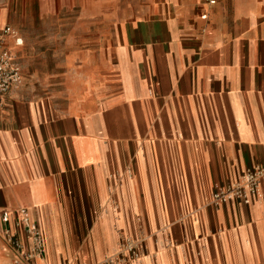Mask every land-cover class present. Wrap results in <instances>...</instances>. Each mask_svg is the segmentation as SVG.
Here are the masks:
<instances>
[{
	"label": "crops",
	"instance_id": "1",
	"mask_svg": "<svg viewBox=\"0 0 264 264\" xmlns=\"http://www.w3.org/2000/svg\"><path fill=\"white\" fill-rule=\"evenodd\" d=\"M115 1L80 0L75 29L28 42L43 72L0 107V213L27 210L42 264H98L124 240L138 264H264V193L212 201L264 165V0H137L128 17Z\"/></svg>",
	"mask_w": 264,
	"mask_h": 264
},
{
	"label": "built area",
	"instance_id": "2",
	"mask_svg": "<svg viewBox=\"0 0 264 264\" xmlns=\"http://www.w3.org/2000/svg\"><path fill=\"white\" fill-rule=\"evenodd\" d=\"M214 5L216 0H204ZM201 18H206L202 15ZM24 46L21 35L9 24L0 28V107L4 97L22 81L21 64L17 49ZM264 193V165H255L243 171L237 181L216 190L212 195L214 204L239 201L248 205ZM4 244L12 251L13 257L3 264H42L45 262L44 235L37 223L31 219L26 209L15 213H0ZM142 243L124 240L116 255L106 257L102 264H138L145 256Z\"/></svg>",
	"mask_w": 264,
	"mask_h": 264
},
{
	"label": "rangeland",
	"instance_id": "3",
	"mask_svg": "<svg viewBox=\"0 0 264 264\" xmlns=\"http://www.w3.org/2000/svg\"><path fill=\"white\" fill-rule=\"evenodd\" d=\"M43 0H0V28L4 24H9L13 27L23 38L24 46L20 48L19 57L22 61V79H26L32 76V73L38 72L41 76L42 74V64L39 62L38 69L32 70L26 65V48L28 42L31 45H35L40 50L42 49V41L44 30L49 32L54 31L58 33L59 31H65L75 29V13L78 12V8L73 7V4L80 0H59L55 4V0L51 1V8L47 10L50 12H59L60 16L53 22H44L42 20L41 14L44 10L40 4ZM49 3V0H46ZM90 0H83L85 3H90ZM106 0H99L100 13L102 12V7L106 6ZM127 0H116L115 10L121 17H128L134 15V6L137 4V0H130V4L126 2ZM54 5V6H52ZM48 35V34H47ZM27 88L26 86L24 87ZM79 249V247H77ZM101 263V262H100ZM81 264H84L83 262ZM94 264H97L96 262Z\"/></svg>",
	"mask_w": 264,
	"mask_h": 264
},
{
	"label": "bare ground",
	"instance_id": "4",
	"mask_svg": "<svg viewBox=\"0 0 264 264\" xmlns=\"http://www.w3.org/2000/svg\"><path fill=\"white\" fill-rule=\"evenodd\" d=\"M104 260V259H103ZM103 260L101 261V263H98V264H102Z\"/></svg>",
	"mask_w": 264,
	"mask_h": 264
}]
</instances>
